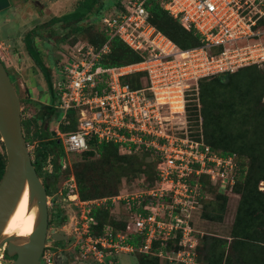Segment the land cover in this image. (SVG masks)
I'll list each match as a JSON object with an SVG mask.
<instances>
[{"label": "built area", "instance_id": "obj_1", "mask_svg": "<svg viewBox=\"0 0 264 264\" xmlns=\"http://www.w3.org/2000/svg\"><path fill=\"white\" fill-rule=\"evenodd\" d=\"M151 1L198 35L200 44L181 48L151 23L146 6ZM101 23L107 40L99 46L74 44L52 75L61 112L56 135L67 155L87 151L92 137L118 144L121 154L154 151L158 173L150 186L90 199L80 197L71 173L59 193L72 206L64 226H70L74 253L97 264H114L120 253L154 255L162 264H203L198 251L203 233L195 228V213L212 197L210 187L233 193L239 163L236 153L216 151L203 135H194L187 108H201V79L253 64L264 67V0H119ZM114 37L142 60L103 66ZM135 72L144 73L140 88L121 80ZM71 111L77 128L62 131ZM259 189L264 191V180ZM102 207L118 209L115 221L126 228L107 223L95 232L98 220L92 213ZM42 264H55L47 250Z\"/></svg>", "mask_w": 264, "mask_h": 264}, {"label": "rangeland", "instance_id": "obj_2", "mask_svg": "<svg viewBox=\"0 0 264 264\" xmlns=\"http://www.w3.org/2000/svg\"><path fill=\"white\" fill-rule=\"evenodd\" d=\"M11 1L14 3V0ZM80 1L18 0L14 7L10 9L9 15L7 14L9 10L0 12V57L5 63L20 97L23 121L29 122V129L25 127L23 131L24 135L30 138L36 131L33 117L38 111L33 101L50 103L52 98L50 87L42 70L32 59L26 48L25 35L29 31L35 32L34 40L42 52L41 55L46 66H52L51 71L54 75L59 69L60 62L66 58L65 54H68L74 44L91 43L98 31L101 30L102 15L110 12L117 2V0H100L94 9L90 11V14L78 23L48 24L54 16L63 15L76 8ZM101 10L102 12L99 14ZM78 26H80V29H78ZM257 76L254 69H245L239 73L228 75V81L222 86L224 89L230 90V88L240 83V89H237V91L222 95L215 92H213L215 94H212L211 90L207 92L208 95L205 99L207 102L214 103L217 101L220 104L218 108L211 109L212 115L209 117V128H216L215 123L218 127L215 136H209L207 133L208 139L209 141L218 139L219 145L217 144V146L221 149L220 152L228 149L234 150L237 155V163L240 164L239 158L241 156L243 164L251 166L248 181L245 182L244 180L245 183L240 184L242 190L244 188L251 194L245 201V207L239 209V213H245L247 220L241 222L237 220L239 218L237 214L239 204L236 206L237 212L235 214L236 195H232L229 199L230 204L229 207L227 205L228 211L225 212V220L211 221L205 219L200 214L201 212L195 213V228L203 233L204 237L215 234H244L247 230L255 239L259 236L264 237V196L258 197L254 186L255 180L264 171V104L259 99V90L245 88L250 85L247 80H252V83H254ZM244 81L247 82L243 83ZM57 129L56 121L52 122L51 132L52 130L57 131ZM191 130L194 133L199 131L196 126L191 127ZM199 133V135H203L201 129ZM36 143L37 140H34L31 144L28 143L31 155ZM220 143L222 144L220 145ZM0 149L2 150L1 144ZM73 154H66L65 156L68 168H70L69 172L75 170L76 173H81L84 183L88 186L87 198L111 197L119 193L136 191L141 187L153 184V181L148 180L147 173L148 171L152 172L151 164L158 162V155L154 151L139 150L136 153L127 154L126 159L118 160L115 157L103 159L99 156L82 159L81 155ZM49 168L52 169V165ZM68 178H64L59 184V190L48 198L49 219L51 221L49 232L51 233L53 229L62 227L66 230L68 239L62 241L49 239L46 243L48 247L45 248L48 254H51L55 264H57L56 259L61 257L65 264H97L77 257L78 254L74 253L75 241L68 233L70 226L60 225L56 220L55 210L57 207L62 208L66 215L72 213V206L59 193L64 188ZM250 188H252V191H250ZM217 192H220L219 189L212 191L214 194L211 195L215 200L210 202L214 203L216 201L217 204H220V198L214 197ZM34 209L37 210L36 207ZM117 213L118 209H113L109 217L114 221ZM205 240L206 238L202 239L203 247L200 250V256L203 264H209L208 259L213 256L215 250L218 251L216 256H223L224 250L220 246L221 242H212V237L208 241ZM54 241L59 243H54ZM252 246H256V244ZM3 253L4 250L0 249V264H12L13 260L4 257ZM243 255L247 264L253 260L244 252ZM139 258L138 253H120L113 258V261L114 264H137ZM239 259L242 261L241 255H239ZM231 261L232 257H230L229 263Z\"/></svg>", "mask_w": 264, "mask_h": 264}, {"label": "trees", "instance_id": "obj_3", "mask_svg": "<svg viewBox=\"0 0 264 264\" xmlns=\"http://www.w3.org/2000/svg\"><path fill=\"white\" fill-rule=\"evenodd\" d=\"M100 0H81L78 2L76 5V8L72 9L71 11L60 15V16H54L50 22H48L49 25H57V24H71V23H78L82 21L84 18H86L89 14L90 11L94 9V7L97 5V3ZM119 2V0H117ZM116 2V3H117ZM115 3V4H116ZM114 4V5H115ZM113 5V6H114ZM147 8L150 11V21L153 23L158 29H160L163 33H165L168 37H170L176 44H178L181 48H189L193 47L196 45L200 44V39L199 36L196 35L193 31H187L180 22L176 19L173 18L172 15L169 14L168 11H166L163 7L158 2H148L146 4ZM102 10L99 11V14H101ZM78 29H80V26H78ZM34 33L35 32H27L25 35V44L26 48L31 55L32 59L35 61V63L40 67L42 70L46 81L48 83V86L50 87L51 90V102L50 103H42L38 100H34L33 103L37 107L38 111L34 115V120L36 124V131L33 134L32 138L29 136H25L26 140L28 143H33L34 140H37L36 146L34 148V151L32 153L33 155V162L34 165L37 169V172L39 176L42 178L46 189L48 196L53 195V193L57 192L59 190V184L63 179L68 178L71 173H74L78 187H79V192H80V197L82 199H90L87 198V190L88 186L84 183L83 177L80 172L76 173V171H70V168L66 167L63 169V159L66 156L65 149L63 147V143L60 140V138L57 135L51 134V125L52 122L56 121L59 119L61 112L57 108V97L55 93L53 92L52 86H53V80H52V66H46L42 55H41V50L38 48L35 40H34ZM107 40L106 35L103 33L102 30H99L98 33L96 34L95 38L91 41V43L95 45H102L105 41ZM111 51L106 54L105 58L102 61L103 66L105 67H117V66H123L135 62H139L142 60V55L139 52H136L133 50L131 47H129L123 40H121L119 37H114L111 40ZM5 64V63H4ZM254 69L256 74L258 75L257 78L254 79V83H252V80H247L250 82L249 86H246L245 88H251L253 90H259V99L262 104L263 101V94H264V67L261 68L256 64L249 65L242 67L238 71L234 73H226V74H220L216 75L213 77H206L201 79L200 81V102H201V108H197L195 104H191L187 108V115L190 120L191 127L196 126L197 131L196 134L197 136H200L199 132L200 129L202 130V134L205 137V141L211 145V147L216 150L220 151L221 149L218 148V139L216 141H209L207 133L209 136L213 135L215 136V131L217 129V124L215 123V127H210L209 123V117L212 115L211 109L212 108H218L220 104L215 101L213 102H207L206 96L208 95V91H212V94H226V93H233L234 91H237V89H240V83L239 85L236 84L235 87L229 89H224L223 84H225L228 81L227 76L236 74L241 72L242 70L245 69ZM8 70V69H7ZM9 72V71H8ZM10 74V73H9ZM144 76L143 72H135L126 76L122 77V82L123 83H128L131 85L133 88H140L142 86V80L141 78ZM247 81H244L243 83H246ZM242 87V86H241ZM215 92V93H213ZM225 96V95H224ZM68 121L69 123L66 125V123L61 124L60 129L62 131H69L77 128V114L75 111H71L68 116ZM201 120V122H200ZM23 128L29 129V122L28 121H23ZM193 125V126H192ZM215 128V129H212ZM0 144L2 147V150L0 149V179L3 176V173L5 171L6 163H7V157L5 153V148L4 144L1 141L0 137ZM222 143H220L221 145ZM219 145V144H218ZM236 151L234 150H223V153H235ZM238 153V152H237ZM79 154L81 155L82 159H91L92 157L99 156V158H112L115 157V159H126L128 157L127 154H121L119 152V147L118 144L113 143V142H98L96 138H91L89 141V149L85 152L82 153H74L73 155ZM133 156V155H132ZM240 164L239 168L237 170V183L233 188V193L240 194V202H239V208H237L238 212V221L241 222L242 220H247L245 217V213L241 214L240 208L245 207L246 205V200L247 197H250V194L248 190L246 191L244 188L243 190L240 187V184L242 182L248 181L249 174L251 172V166L245 165L242 162L241 156L239 158ZM52 165V169L49 168V166ZM152 169L148 171L147 173V178L148 180L154 181L155 178L157 177L158 173V162L153 163ZM204 179L207 181V177L205 176ZM264 180V171L263 174L255 180V189L257 190V196L262 197L264 196V191L259 190V183L260 181ZM244 182V183H245ZM240 187V188H239ZM217 190L216 187H210L209 191L213 195L212 191ZM250 191H252V188H250ZM248 195V196H247ZM232 194H226V193H221L217 192V195L214 197L220 198L221 203L217 204L216 201L210 202L215 200L213 197L209 199H203L204 205L202 206L201 210V215L208 220L211 221H222L225 216L226 212V207L228 205V201ZM209 202V203H208ZM55 214L57 215L56 220H58V223L60 225H63L66 220H67V215L63 211L62 208L57 207L55 210ZM112 210L111 208H96L93 210V215L94 217L98 220V225L94 228L95 232H102L103 227L107 223H112L115 227L119 228H126V225L122 222H116L115 220L113 221L109 216L111 214ZM236 220V222H237ZM51 223V221H50ZM240 232V230H239ZM206 235L204 237V234L200 235V244L198 246V251L200 254V250L203 247L202 239L206 238V240H210L212 237V242H221V245L224 250V255L223 256H216V253L218 252L215 250L213 252V256H211L208 261L209 264H223L224 263V258L226 254V249L225 245L227 240L224 238H220L216 235ZM233 238H239L243 237L248 240H254L257 241L254 237H252L249 234V230L247 232L243 233H235L231 234ZM205 240V241H206ZM140 258L137 264H162V259L160 257L154 256V255H149V254H139ZM6 257H10L6 254ZM201 259V256H200ZM202 261V259H201ZM203 263V261H202Z\"/></svg>", "mask_w": 264, "mask_h": 264}, {"label": "water", "instance_id": "obj_4", "mask_svg": "<svg viewBox=\"0 0 264 264\" xmlns=\"http://www.w3.org/2000/svg\"><path fill=\"white\" fill-rule=\"evenodd\" d=\"M7 0H0V7ZM21 100L11 76L0 58V137L7 163L0 179V248L15 257L12 264H42L49 232V206L46 186L34 165L23 131ZM56 135V131L52 130ZM30 208L36 207L34 230L29 236L5 235V228L26 188ZM54 240L68 239L64 229L52 232ZM57 264H65L61 258Z\"/></svg>", "mask_w": 264, "mask_h": 264}, {"label": "crops", "instance_id": "obj_5", "mask_svg": "<svg viewBox=\"0 0 264 264\" xmlns=\"http://www.w3.org/2000/svg\"><path fill=\"white\" fill-rule=\"evenodd\" d=\"M9 0L5 1L0 7L1 9L7 8L8 7V2ZM232 195L237 196L236 204H235V214L237 212L236 206L239 204L240 200V194L237 193H232ZM230 201L228 203L229 207ZM226 207V209L228 208ZM228 211V209H227ZM235 216V215H234ZM225 220V218H224ZM219 223V222H218ZM216 236L220 238H224L227 240L225 249H226V254L224 258V263L223 264H247L246 261L244 260V255L243 252L246 253V255L249 258H252L253 260L249 262V264H264V237L259 236L257 241L254 240H248L245 238H233L231 235H220V234H215ZM253 244H256V246H252ZM243 251V252H242ZM231 255V256H229ZM239 255L242 256V261L239 259ZM232 257V261L229 263V259ZM228 261V262H227Z\"/></svg>", "mask_w": 264, "mask_h": 264}, {"label": "bare ground", "instance_id": "obj_6", "mask_svg": "<svg viewBox=\"0 0 264 264\" xmlns=\"http://www.w3.org/2000/svg\"><path fill=\"white\" fill-rule=\"evenodd\" d=\"M28 191V187L23 191L24 194L5 228V235L29 236L32 234L36 220V210L30 208Z\"/></svg>", "mask_w": 264, "mask_h": 264}, {"label": "flooded vegetation", "instance_id": "obj_7", "mask_svg": "<svg viewBox=\"0 0 264 264\" xmlns=\"http://www.w3.org/2000/svg\"><path fill=\"white\" fill-rule=\"evenodd\" d=\"M16 1H18V0H14V3L11 1V0H9L8 2H7V4H8V7L7 8H4V9H1L0 10V12H5V11H7V10H9V12L7 13L8 15L10 14V9H12V7H14V5H15V3H16ZM26 1H28V0H26ZM33 1H37V0H33ZM1 6V5H0ZM6 66V65H5ZM7 68V67H6ZM50 220H49V229H50ZM64 224H66V222L64 223ZM52 232H53V230L51 231V233L50 232H48V238H47V241L49 240V239H53V237H52ZM67 240V239H66ZM58 241H54V243H57ZM59 243V242H58ZM46 246H47V244H46ZM48 247V246H47ZM4 250V247H2L1 248V250ZM45 250H46V248H45ZM3 256L4 257H6V254L5 253H3ZM7 259H12V260H14L15 259V257H6Z\"/></svg>", "mask_w": 264, "mask_h": 264}]
</instances>
